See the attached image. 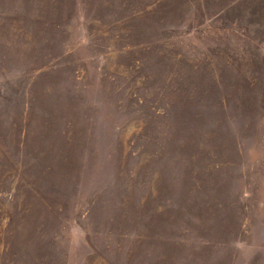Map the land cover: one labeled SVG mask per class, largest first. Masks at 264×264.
<instances>
[{
  "label": "rangeland",
  "instance_id": "374dc122",
  "mask_svg": "<svg viewBox=\"0 0 264 264\" xmlns=\"http://www.w3.org/2000/svg\"><path fill=\"white\" fill-rule=\"evenodd\" d=\"M0 264H264V0H0Z\"/></svg>",
  "mask_w": 264,
  "mask_h": 264
}]
</instances>
